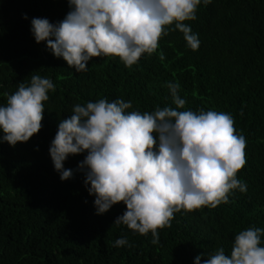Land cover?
Masks as SVG:
<instances>
[{"label":"trees","instance_id":"obj_1","mask_svg":"<svg viewBox=\"0 0 264 264\" xmlns=\"http://www.w3.org/2000/svg\"><path fill=\"white\" fill-rule=\"evenodd\" d=\"M69 11L67 0H0V104H6L4 93L13 94L35 74L56 87L44 102L39 133L15 147L0 144V264H194L197 255L203 264L218 247L230 254L239 231L264 229V0L202 2L197 19L184 22L198 34L196 51L179 30L169 31L154 54L132 67L118 57H97L79 73L46 42L36 43L30 31L32 18L55 24ZM168 82L180 84L187 101L182 110L234 117L237 134L247 140L246 165L237 174L247 192L235 191L229 203L214 209L176 213L153 245L150 232L144 236L113 224L126 211L122 202L96 214L95 197L78 170L86 153L69 155L64 168L73 177L61 181L49 148L60 120L76 104L106 98L131 100L129 111L175 108ZM121 237L133 247H114Z\"/></svg>","mask_w":264,"mask_h":264},{"label":"clouds","instance_id":"obj_2","mask_svg":"<svg viewBox=\"0 0 264 264\" xmlns=\"http://www.w3.org/2000/svg\"><path fill=\"white\" fill-rule=\"evenodd\" d=\"M70 11L55 24L32 18L36 43L46 42L56 58H63L79 73L97 57H118L125 67L137 64L144 54H154L169 31L183 33L187 47L199 49L198 34L185 21L197 19V10L212 0H67ZM27 19V16H24ZM174 25V27H170ZM160 60L165 56L161 52ZM2 87V85H0ZM175 108L157 106L154 111L131 110L132 101L100 99L76 104L61 119L49 154L61 181L71 179L65 169L69 155L86 153L78 170L93 195L97 215L118 203L126 211L114 223L140 235L151 233L159 243V231L170 228L176 213L229 203V197L247 192L238 172L246 165L247 140L237 134L234 117L223 111L185 109L180 84H166ZM52 79L39 74L30 83L20 82L13 94L4 93L0 104V144L27 142L42 129L44 102L55 92ZM90 185V186H89ZM264 229L239 231L226 254L218 247L203 264H264ZM133 247L126 237L114 247ZM194 264H201V255Z\"/></svg>","mask_w":264,"mask_h":264}]
</instances>
